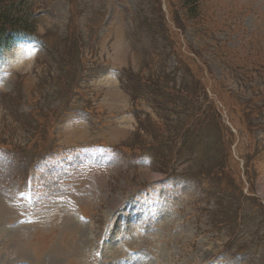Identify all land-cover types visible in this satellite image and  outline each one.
I'll use <instances>...</instances> for the list:
<instances>
[{
    "label": "rangeland",
    "instance_id": "rangeland-1",
    "mask_svg": "<svg viewBox=\"0 0 264 264\" xmlns=\"http://www.w3.org/2000/svg\"><path fill=\"white\" fill-rule=\"evenodd\" d=\"M33 3L0 49V264H264V0Z\"/></svg>",
    "mask_w": 264,
    "mask_h": 264
},
{
    "label": "trees",
    "instance_id": "trees-1",
    "mask_svg": "<svg viewBox=\"0 0 264 264\" xmlns=\"http://www.w3.org/2000/svg\"><path fill=\"white\" fill-rule=\"evenodd\" d=\"M34 0H0V49L10 47L13 35L33 37L34 26L38 16L37 11L47 8V5L34 4ZM186 13L191 18L197 16V0H182ZM12 39V40H11ZM11 40V41H10ZM10 41V42H9Z\"/></svg>",
    "mask_w": 264,
    "mask_h": 264
},
{
    "label": "bare ground",
    "instance_id": "bare-ground-1",
    "mask_svg": "<svg viewBox=\"0 0 264 264\" xmlns=\"http://www.w3.org/2000/svg\"><path fill=\"white\" fill-rule=\"evenodd\" d=\"M14 54H15L14 55L15 57L14 56H9L10 62L12 63V65H18V63H20L21 59L23 58L22 54H25L26 56H29V54H31V52L26 48L25 50L21 49L20 51L14 53Z\"/></svg>",
    "mask_w": 264,
    "mask_h": 264
}]
</instances>
